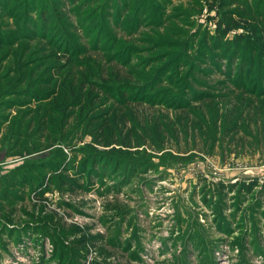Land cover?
<instances>
[{
    "label": "rangeland",
    "instance_id": "obj_1",
    "mask_svg": "<svg viewBox=\"0 0 264 264\" xmlns=\"http://www.w3.org/2000/svg\"><path fill=\"white\" fill-rule=\"evenodd\" d=\"M55 1L0 0V264H264V0Z\"/></svg>",
    "mask_w": 264,
    "mask_h": 264
},
{
    "label": "trees",
    "instance_id": "obj_2",
    "mask_svg": "<svg viewBox=\"0 0 264 264\" xmlns=\"http://www.w3.org/2000/svg\"><path fill=\"white\" fill-rule=\"evenodd\" d=\"M64 0H60V1H55L56 3H62ZM240 0H229V4L234 5L239 7V12L247 15L248 17H252L251 14H253V11L250 10V12H248L244 7H240L239 3ZM54 2V1H53ZM65 4H67L65 2ZM54 8H58V7H54ZM212 8V7H210ZM106 9L104 8V11ZM238 26L235 24H226V27H224L221 31V34L225 37L226 34L231 31L234 28H237ZM105 30L102 29V31L100 32L103 33ZM105 34V33H104ZM243 35H241V33L237 34L236 36H234V40H229V39H225L224 41V45L217 44L215 41H213L212 43H205L204 45V50H202V52H200V58L197 59L198 63H191L189 65V67H192V70H194L195 74L194 75H200V77H193L191 76V70L187 71L185 73V84H184V91H183V95L182 98L180 99V101L178 102V107L180 108H184V106H188V104H190V106L192 104L194 105H198L200 102H205L207 100L209 101H213L214 99V93L212 91H209L210 89L208 88L210 86V83H204V80H207L206 78L209 77V75L212 72H215L214 69L216 70L217 67H221V72H225V71H229L231 69V66L233 63L236 64L237 60H233L234 57L236 56V54L239 52V44L241 41L245 40L242 38ZM251 46L254 49H251V51L248 53V59H246V65L247 66V61H248V71H253L254 69L256 70V77L258 78L259 83H254L252 82L251 85H249L248 88H252L249 89L251 90L252 94H255L258 96L264 95V41H262L260 44L254 45L251 44ZM221 47H224L227 50H232L231 55H229L228 57H224L226 55H224L223 51H221ZM244 48L245 45L243 47V50L241 51L242 54L240 55L241 58H243V52H244ZM228 54V52L226 53ZM237 58V57H236ZM226 61V62H224ZM228 61V62H227ZM239 64L241 63V59L238 60ZM225 63H228V65ZM212 64H214L216 66V68L212 69ZM243 67V65H240V68ZM204 81V82H203ZM203 82V83H202ZM250 84V83H249ZM151 103V102H150ZM121 143H118L117 141H110V144H122L124 146H126L122 141H120ZM129 144V142H127V145ZM87 177L90 179V171L88 173H86ZM79 178H82V175L78 174ZM67 183H68V187H75V188H79L81 186H79L77 184V179L71 178V179H66ZM241 188H243L244 190L246 189V191H248L249 186H245V185H241Z\"/></svg>",
    "mask_w": 264,
    "mask_h": 264
}]
</instances>
